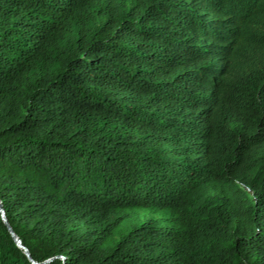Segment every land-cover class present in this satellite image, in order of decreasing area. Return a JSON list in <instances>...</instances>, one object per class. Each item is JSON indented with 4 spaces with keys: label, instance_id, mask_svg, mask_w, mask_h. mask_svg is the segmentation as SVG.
<instances>
[{
    "label": "trees",
    "instance_id": "16d2710c",
    "mask_svg": "<svg viewBox=\"0 0 264 264\" xmlns=\"http://www.w3.org/2000/svg\"><path fill=\"white\" fill-rule=\"evenodd\" d=\"M0 205L35 264H264V0H0Z\"/></svg>",
    "mask_w": 264,
    "mask_h": 264
},
{
    "label": "water",
    "instance_id": "95a60500",
    "mask_svg": "<svg viewBox=\"0 0 264 264\" xmlns=\"http://www.w3.org/2000/svg\"><path fill=\"white\" fill-rule=\"evenodd\" d=\"M0 217H1V220L3 222V224L5 225L8 233L10 234L12 240L14 241L15 245L20 249L22 250V252L25 254V256L33 263L35 264L30 256H29V253L27 251V249L21 244L20 240L16 237V235L13 233L12 229L10 228V226L8 225L7 221H6V218H5V215H4V212L2 210V207L0 205Z\"/></svg>",
    "mask_w": 264,
    "mask_h": 264
}]
</instances>
